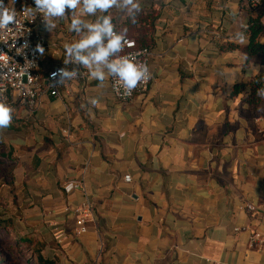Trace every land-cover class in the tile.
I'll list each match as a JSON object with an SVG mask.
<instances>
[{"label":"crops","instance_id":"crops-1","mask_svg":"<svg viewBox=\"0 0 264 264\" xmlns=\"http://www.w3.org/2000/svg\"><path fill=\"white\" fill-rule=\"evenodd\" d=\"M248 1L140 0L160 18L149 90L126 106L108 79L101 88L65 63L64 44L86 33L69 31L70 11L52 32L34 29L45 42L38 75L78 76L56 98L43 86L33 110L7 99L0 225L32 242L33 264H264V96L258 105L249 87L232 96L264 83L260 58L246 53ZM225 43L238 49L221 52ZM86 199L93 217L77 236L74 211Z\"/></svg>","mask_w":264,"mask_h":264},{"label":"clouds","instance_id":"clouds-1","mask_svg":"<svg viewBox=\"0 0 264 264\" xmlns=\"http://www.w3.org/2000/svg\"><path fill=\"white\" fill-rule=\"evenodd\" d=\"M15 0H11L5 5L4 0H0V32L7 31L9 25L17 23V11L14 8ZM35 7H25L28 15L35 18L36 14H42L44 27L52 32L57 27V21L66 19V11L71 12V23L69 31L80 34L86 33L72 43H65L66 52L65 63L74 62L82 68L87 69L90 80L99 81V87L103 88L105 81L111 77L123 89L124 95H130L140 84L150 79L151 73L149 66L141 62L135 55H121L125 47H132L133 42L127 39V28L120 31L112 21L110 15H106L109 10L115 8L124 13L134 24L137 14L141 11L140 0H34ZM98 16L95 22H90L82 17ZM242 39V37H241ZM27 47V44L24 45ZM35 51L44 54V48L39 44ZM21 52V49H17ZM4 54L0 53V60H4ZM33 66L32 62L25 63V72ZM5 67L0 64V69ZM78 71L67 68L58 69L53 73L57 83L77 78ZM258 94L264 96V89ZM89 104L95 106L99 103L98 99L90 98ZM13 108L8 105L3 95H0V133L7 129L13 120Z\"/></svg>","mask_w":264,"mask_h":264},{"label":"built area","instance_id":"built-area-1","mask_svg":"<svg viewBox=\"0 0 264 264\" xmlns=\"http://www.w3.org/2000/svg\"><path fill=\"white\" fill-rule=\"evenodd\" d=\"M4 3L5 5L9 4V7L12 6L11 0H4ZM13 6L17 11V23L9 25L10 28L7 31L0 32V53H3L5 57L4 60H0V64L5 65L3 69H0V95H3L6 102L8 97H11V99L20 101L33 110L43 86L51 97H59V89L66 81L57 83L58 78H54L53 73L57 72L58 69L67 67L55 68L44 78L38 75L41 54L35 49L38 44L44 48L45 42L35 36L34 29L38 25L44 24L42 14L37 13L33 19L26 11H23L25 7L34 8L33 1L15 0ZM128 40L133 42V46L125 47L121 55H135L138 60L148 65L150 50L136 49L134 40ZM25 44L27 47H24ZM17 49H21V52L18 53ZM26 60L32 62L33 65L29 67L27 72H25ZM71 63L74 62H69L68 65ZM108 80L114 99L123 106L130 104L136 97H145L150 87V79H148L134 89L130 95H124L123 89L119 88L113 78L109 77ZM124 181L130 183L131 176H125ZM248 209L250 211L255 210L252 206H248ZM74 213L78 216L75 228L76 235L86 234L88 224L93 217L91 202L86 199L79 208L75 209ZM258 238L259 235L253 236L252 243L256 242Z\"/></svg>","mask_w":264,"mask_h":264},{"label":"trees","instance_id":"trees-1","mask_svg":"<svg viewBox=\"0 0 264 264\" xmlns=\"http://www.w3.org/2000/svg\"><path fill=\"white\" fill-rule=\"evenodd\" d=\"M248 6L249 20L246 31L249 35V44L247 46L246 53L249 59L258 56L261 64L264 65V43H261L259 40L261 35L264 33V22L262 21V17L264 16V0L248 1ZM260 7L262 10L255 16L254 13H256ZM159 18L160 13L157 10H141L140 13L137 14L136 23L134 24L127 16L124 20L120 22L113 21V23L117 31L127 28V38L134 40L136 49L150 50L155 45L156 23ZM236 49H238V46L233 43H225L220 46L221 52L233 51ZM246 87H249L250 89L248 102L251 105L260 104L262 101V95L258 93L264 89V83L259 79H256L249 84L237 85L232 96H236ZM0 231V235H11V233H14L13 228L10 225H0ZM12 242L15 246V256L12 259L10 258V264H15L27 258L26 254L29 252L32 242L23 238H18ZM4 262V258L0 259V264Z\"/></svg>","mask_w":264,"mask_h":264},{"label":"rangeland","instance_id":"rangeland-1","mask_svg":"<svg viewBox=\"0 0 264 264\" xmlns=\"http://www.w3.org/2000/svg\"><path fill=\"white\" fill-rule=\"evenodd\" d=\"M112 17V21H119L120 19L115 17ZM1 233V231H0ZM16 237L14 235H0V259H5V262L2 264H10V258H14L15 256V251H14V244L12 241H15ZM27 255V254H26ZM12 262V261H11ZM15 264H33L32 260L30 259L29 256H27V260L21 261L19 263Z\"/></svg>","mask_w":264,"mask_h":264}]
</instances>
